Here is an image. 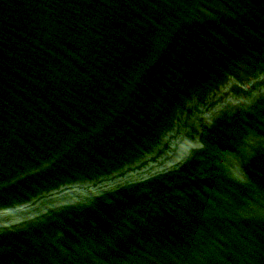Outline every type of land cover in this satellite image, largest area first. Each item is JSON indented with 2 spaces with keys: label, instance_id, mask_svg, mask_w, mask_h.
Segmentation results:
<instances>
[{
  "label": "water",
  "instance_id": "water-1",
  "mask_svg": "<svg viewBox=\"0 0 264 264\" xmlns=\"http://www.w3.org/2000/svg\"><path fill=\"white\" fill-rule=\"evenodd\" d=\"M0 264H264V0H0Z\"/></svg>",
  "mask_w": 264,
  "mask_h": 264
}]
</instances>
